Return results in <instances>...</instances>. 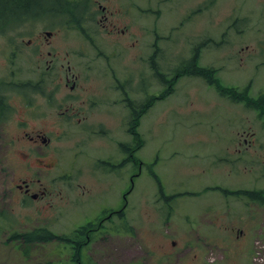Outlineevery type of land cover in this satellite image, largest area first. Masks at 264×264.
I'll return each mask as SVG.
<instances>
[{
    "label": "rangeland",
    "instance_id": "obj_1",
    "mask_svg": "<svg viewBox=\"0 0 264 264\" xmlns=\"http://www.w3.org/2000/svg\"><path fill=\"white\" fill-rule=\"evenodd\" d=\"M54 3L37 0L40 10L46 7L42 16L32 18L27 13L20 24L11 19L0 26V81L15 69L4 67V57L8 55V62L12 58L6 42L43 40L45 31H51L47 38L68 54L63 59L68 56L74 73L79 71V47L94 57L103 53L98 54L78 28H61L69 15L57 17L52 12ZM101 4L107 5V20L100 17L99 22L127 29L119 40L100 30L94 33L100 26L92 25L94 5L87 10L90 18L80 24L103 51L111 54L116 46L124 47L116 53L121 58L112 57L111 64L118 74L131 78L133 104L141 102L140 81L145 75L138 56L146 60L152 50L151 34L143 28L147 24L160 36L162 71L182 67L193 50L199 55L196 65L218 68L214 76L221 85L237 86L239 91L250 84L253 96L264 92V0H108ZM145 70L154 81L151 70ZM172 86L163 98L144 103L146 111L136 128L142 141L134 155L138 166L128 163L113 171L93 167L97 158L116 160L122 154L114 144L124 134L120 125L106 126L93 142L76 127L65 126L55 157L62 169L52 171L65 175L64 179L57 176L49 181L40 174L38 187L46 183L54 191L49 198H31L14 186L21 178L33 176L22 170L24 156L10 139L17 113L12 107L5 111L7 116L0 119V264H76L70 261L73 248H65L67 242L29 246L25 256L19 247L22 243L8 236L37 226L71 234L100 211L121 207L123 215L111 219L123 223L121 230L128 222L131 232H112V227L107 228L111 222L103 221L104 226L92 233L97 236H90V243L83 246L84 264H264V205L251 201L248 193L264 189V125L254 110L219 94L201 76L177 75ZM6 95L8 103L16 102L10 93ZM119 114L116 108L113 115ZM79 166L87 171H78ZM79 179L92 183L82 198L76 196L83 189L77 191ZM220 189H240L244 194Z\"/></svg>",
    "mask_w": 264,
    "mask_h": 264
},
{
    "label": "flooded vegetation",
    "instance_id": "obj_2",
    "mask_svg": "<svg viewBox=\"0 0 264 264\" xmlns=\"http://www.w3.org/2000/svg\"><path fill=\"white\" fill-rule=\"evenodd\" d=\"M31 1L32 3L29 6L25 4L16 10H25L29 14L33 11L34 18L41 15L46 7L40 10L37 6V0ZM101 1L108 3V0H54V4H61V8L65 7L69 9V12L75 13L74 16L71 15L65 21L61 28H78L82 31V36L86 38L89 45L98 49V54H100V50L103 52L101 55L94 57L87 55L88 50L86 51L83 46L79 47L77 51L79 71L75 73L68 56L66 60L63 59L68 54L62 53L58 49V45L52 44L51 39L47 38L51 35V31H45L46 36L43 40L29 37L27 39L20 38L16 43L3 42H6V47L10 48L9 51L12 54L9 62L8 55L5 54L4 67H10L11 65L15 69L11 70L10 76H6L0 81V119L7 116L5 111L7 109L11 110V107L17 113V122L14 125L16 131L10 136V139L11 142L18 143L16 149L24 156L22 170L27 171L33 177L21 178L14 186L31 198H42L43 196L49 198L54 194L51 186L47 187L46 183L38 187L41 181L40 174L47 175L49 181H56L55 177L57 176L61 177L62 180L65 177V175L63 177L62 174L52 172L58 168L62 169L58 166L56 158L58 157L57 150L61 145V137L64 136L65 126L76 127L82 136L90 137L91 142H93L98 139L97 136L102 131H106V126L113 123L120 125V130L122 129L124 134L114 144L117 145L122 154L116 156V160L111 157L97 158L93 167L104 171H113L115 168H126L128 163L138 166L139 159L134 155L136 149L142 146V141L135 138L136 130L133 127L137 125L139 118L146 111V104L155 101L165 85L172 83L177 75L193 71L192 67L195 64L193 52L188 55L186 64L184 62L177 64L184 63L185 65L182 64V67L170 68L171 70L169 69L168 72L162 71L159 67L161 63L159 56L162 51V48L158 45L160 36L157 33L158 31L152 28V24L144 25L143 28L151 34L152 43L150 45L152 50L146 60L142 58V55L138 56L143 67L142 70H139L144 71L145 75L142 76L140 81L142 82L141 102L137 105L133 104L130 95L131 78L127 77L125 73L124 75L118 74L115 71V66L111 64L112 57L121 58L122 55H116V53L119 50L124 51V47L121 45L116 46L111 54L109 53L110 50L103 51L100 49L103 48L100 43L90 36L92 33L88 36L87 31L85 33V29L80 24L81 19L85 21L90 18L87 10L91 5H94L93 10H91L92 15L95 16V18H92L94 20L92 25L100 24L99 27L95 26V34H100V30L106 35H114V39L119 40L121 34L126 33L127 29L125 27L116 26L112 22H99L100 17L105 21L107 20L105 14L107 5L101 4ZM35 6L37 7L34 8ZM125 8L119 7L117 10L126 13L127 9ZM17 19L18 24H20L19 21H24L26 15L17 14L14 20ZM2 24L6 25V23H0L1 27ZM204 41L206 42V39ZM42 47H44V52ZM123 58H125L123 63H126L128 58L126 56ZM121 67L123 69L126 65ZM145 67L151 70L154 81L147 75ZM170 78L171 80H168ZM10 82H12V86ZM145 83L147 84V90L144 88ZM8 93L16 100L14 104H10L5 100ZM135 96H138V93ZM116 108L121 113L117 116L113 115ZM132 142L133 144H131ZM72 155L74 158L77 157L75 153ZM54 158L55 160H53ZM79 170H84L83 166H79ZM34 184L36 189L32 190ZM91 184L90 179L87 183L79 179L77 191L83 189L80 192L82 194H78L79 190L76 196L82 198L84 194L90 191ZM126 193L127 191L123 193L124 197ZM114 215L118 217L123 213L112 208L100 211V214L98 213L93 219L87 221L89 225L87 230H98L106 222L108 224L111 222L107 226L108 229L111 227L114 229L119 224L118 219H111ZM105 220L106 222L103 223ZM96 221V226L92 227Z\"/></svg>",
    "mask_w": 264,
    "mask_h": 264
},
{
    "label": "trees",
    "instance_id": "obj_3",
    "mask_svg": "<svg viewBox=\"0 0 264 264\" xmlns=\"http://www.w3.org/2000/svg\"><path fill=\"white\" fill-rule=\"evenodd\" d=\"M30 0H2L0 3V18L5 17L8 18V20L15 19L17 17V14L20 15H26L27 13L25 10H19L16 9L21 8V6L25 5ZM20 3V4H19ZM61 4H53L52 10H56L60 8ZM196 74L201 75L209 82L210 84H214V79H212L211 70L203 69V68H197L195 67L193 69ZM216 88H222L221 91L224 92L223 94H227L230 96V98H236L238 100H244L246 101L249 106L257 107L263 103V98H257V99H251L247 96V93L245 92H236L234 91V87H220L219 83L216 82L215 84ZM226 90V91H225ZM234 96V97H232ZM244 191H239V193H243ZM251 198H257L258 200H261L264 202V190L254 191V192H248ZM252 200V199H251ZM84 227H78L74 231H71V234L67 233H55L51 230H49L46 226H37L33 227L29 230L21 231L19 232H12L9 234L8 239L9 240H16L18 243H22L23 246H19L21 248V252L25 254V256L28 255V247L37 245V244H44L48 242H57L58 243H69L73 241V251L72 255L70 256L71 262H74L76 264H84L81 260V256H84L83 252V240H84V234L83 230ZM86 259V257H85Z\"/></svg>",
    "mask_w": 264,
    "mask_h": 264
}]
</instances>
